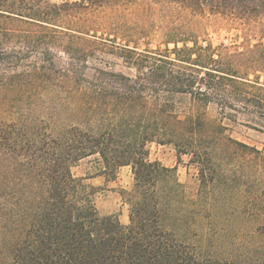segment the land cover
<instances>
[{
  "label": "trees",
  "instance_id": "16d2710c",
  "mask_svg": "<svg viewBox=\"0 0 264 264\" xmlns=\"http://www.w3.org/2000/svg\"><path fill=\"white\" fill-rule=\"evenodd\" d=\"M128 5L147 20L93 13ZM208 14L244 42H206ZM233 123L264 133V0H0V264H264V150ZM152 143L189 156L195 197ZM91 156L131 166L128 224L73 173Z\"/></svg>",
  "mask_w": 264,
  "mask_h": 264
},
{
  "label": "rangeland",
  "instance_id": "374dc122",
  "mask_svg": "<svg viewBox=\"0 0 264 264\" xmlns=\"http://www.w3.org/2000/svg\"><path fill=\"white\" fill-rule=\"evenodd\" d=\"M52 1L62 2L67 0ZM116 11H120L123 14V20L125 21L131 22L140 19V21L144 22L147 20L143 8L139 10L136 5L123 6V8L120 7L119 9H113L111 6L99 7L96 8L93 13L96 15V21H101L102 19L108 18V16L116 15ZM157 12H153V15L147 21V25L155 26L158 23ZM136 14L137 16L135 17ZM112 16L111 18H113ZM202 21L204 29H206V34L204 36L206 42L210 41L213 45L223 44L233 49L236 44L241 45L245 40L240 33V22L231 17L221 14H208ZM105 31L111 32L109 29ZM98 34L100 35L101 32H98ZM148 41L151 42L152 46H155L159 38L158 36H152L148 38ZM255 41V37L251 38L252 43ZM178 103V110L181 114H183L184 111H189L194 106L193 102L187 96H180L178 98ZM206 110L208 117L212 119H217L221 116L219 107L216 103H210ZM230 132L234 137L251 144H256L259 148L264 150V133L236 123L231 124ZM150 158L152 160H159L167 167L174 168L178 179L186 185V190L190 195L195 197L199 189V182L197 179L196 167L187 164L189 162L188 155L179 156L173 145L152 143L150 145ZM95 159L96 156H91L80 160L72 168L73 173L75 176L90 177L87 181L98 187L95 199L99 213L102 216L117 214L122 223L128 224L129 205L124 200L122 190H130L132 188L134 176L131 166L122 167L117 179L108 181L104 176L97 174L100 165L97 164Z\"/></svg>",
  "mask_w": 264,
  "mask_h": 264
}]
</instances>
